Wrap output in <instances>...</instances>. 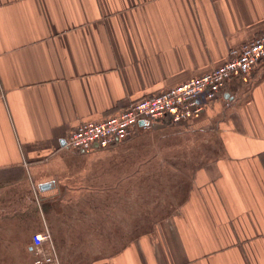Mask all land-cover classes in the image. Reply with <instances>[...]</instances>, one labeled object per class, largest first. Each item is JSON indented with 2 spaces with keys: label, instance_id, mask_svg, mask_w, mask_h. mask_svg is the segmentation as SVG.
I'll return each instance as SVG.
<instances>
[{
  "label": "crops",
  "instance_id": "1",
  "mask_svg": "<svg viewBox=\"0 0 264 264\" xmlns=\"http://www.w3.org/2000/svg\"><path fill=\"white\" fill-rule=\"evenodd\" d=\"M262 30L264 0H0V264H264V58L177 125L196 148L179 208L109 253L86 157L115 145L65 144Z\"/></svg>",
  "mask_w": 264,
  "mask_h": 264
},
{
  "label": "rangeland",
  "instance_id": "2",
  "mask_svg": "<svg viewBox=\"0 0 264 264\" xmlns=\"http://www.w3.org/2000/svg\"><path fill=\"white\" fill-rule=\"evenodd\" d=\"M161 122L123 142L113 143L111 150L87 155L85 197H96L98 201L108 197V249L93 252H111L110 248L122 238L128 239L136 230L146 231L153 222L178 209L186 197L196 148L193 146L191 152L185 153L186 137L181 133L182 126L177 127L182 123ZM87 208L99 209V203L93 202Z\"/></svg>",
  "mask_w": 264,
  "mask_h": 264
},
{
  "label": "built area",
  "instance_id": "3",
  "mask_svg": "<svg viewBox=\"0 0 264 264\" xmlns=\"http://www.w3.org/2000/svg\"><path fill=\"white\" fill-rule=\"evenodd\" d=\"M264 58V30L251 40L231 48L225 59L210 70L193 76L170 88L144 95L116 113L97 120H82L67 134L65 144L80 150L106 147L129 138L143 120V127L158 121H186L201 112L207 103L222 96L228 78L246 74ZM48 234L35 233L32 243L37 247ZM38 251L37 249L34 251ZM50 262L51 257H37L35 263Z\"/></svg>",
  "mask_w": 264,
  "mask_h": 264
},
{
  "label": "water",
  "instance_id": "4",
  "mask_svg": "<svg viewBox=\"0 0 264 264\" xmlns=\"http://www.w3.org/2000/svg\"><path fill=\"white\" fill-rule=\"evenodd\" d=\"M139 124L143 125V120H139ZM48 185H50L49 183H44L42 186L43 187H47Z\"/></svg>",
  "mask_w": 264,
  "mask_h": 264
}]
</instances>
